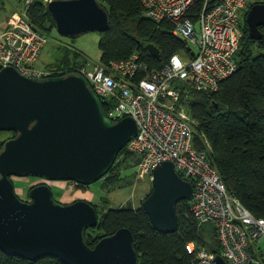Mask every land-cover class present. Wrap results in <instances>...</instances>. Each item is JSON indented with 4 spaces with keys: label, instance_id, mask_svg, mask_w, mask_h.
<instances>
[{
    "label": "water",
    "instance_id": "95a60500",
    "mask_svg": "<svg viewBox=\"0 0 264 264\" xmlns=\"http://www.w3.org/2000/svg\"><path fill=\"white\" fill-rule=\"evenodd\" d=\"M48 11L57 31L67 37L102 33L110 26L108 10L99 0H53ZM246 23L251 38L261 40L263 2L250 8ZM148 48L160 55L155 44ZM1 131L17 133L0 151V248L5 253L32 261L53 256L65 264H137L134 234L128 227L103 237L94 247L87 243L88 228L99 222L90 201L60 202L46 183L34 186L31 200H24L13 181L14 176H29L86 186L102 179L137 135L134 118H111L85 76L36 78L7 66L0 69ZM152 182L142 208L155 230L176 232L177 203L193 198V183L171 161L154 169ZM214 264L228 263L216 255Z\"/></svg>",
    "mask_w": 264,
    "mask_h": 264
},
{
    "label": "built area",
    "instance_id": "2783aa9c",
    "mask_svg": "<svg viewBox=\"0 0 264 264\" xmlns=\"http://www.w3.org/2000/svg\"><path fill=\"white\" fill-rule=\"evenodd\" d=\"M23 1L25 10L7 19L8 27L0 29V69L13 66L36 78L85 76L102 100L111 102V118L131 116L136 121L138 133L128 142L127 150L139 158V171L152 177L161 163L173 162L177 172L193 183V215L201 223H214L226 262L264 264V218L255 216L229 192L210 160L207 140L203 138L204 148L196 146L195 120L180 110L185 85L218 91L222 81L237 71V52L243 39L240 11L250 9L257 0H220L195 22L185 17L195 0H143L145 15L155 21H171L174 34L187 41L190 51L174 54L161 69L140 64V56L134 55L74 71L36 67L48 37L27 19V9L35 0ZM37 1L48 8L53 0ZM187 249L195 254L192 264H214V252L194 242Z\"/></svg>",
    "mask_w": 264,
    "mask_h": 264
},
{
    "label": "trees",
    "instance_id": "16d2710c",
    "mask_svg": "<svg viewBox=\"0 0 264 264\" xmlns=\"http://www.w3.org/2000/svg\"><path fill=\"white\" fill-rule=\"evenodd\" d=\"M99 1L107 8L110 16V26L101 33L99 43L101 63L109 65L113 61L128 60L139 55L140 64L161 69L171 61L174 54L189 51L191 46L174 34L171 21H155L145 15L143 0ZM219 1L195 0L185 17L195 22L201 13L212 9ZM256 2L264 3V0ZM248 9L240 11L243 39L237 52V71L222 81L218 91L206 92L185 85L181 103L183 101L195 120L196 146L204 148L203 138L207 140L210 160L218 169L229 192L238 197L255 216L264 218V36L261 40L251 38L246 23ZM27 19L36 30L47 35L56 29L48 8L40 1L35 0L30 4ZM260 29L264 33V27ZM149 44L159 48V56L150 52ZM62 61L69 66L60 65L55 68L74 71L90 63L89 58L79 50H68ZM143 72L142 69L140 74ZM103 104L108 114L112 104L107 100ZM16 135V131H1L0 151L4 143ZM138 163L139 158L125 147L104 178L115 183L121 173L117 170L136 168ZM191 205V200L177 203L179 225L173 233L155 230L142 206L110 208L99 216L96 227L88 228L86 241L94 247L103 237L128 227L134 234L137 264H192L195 254L187 249L191 242L221 255V244L214 223H201L193 215ZM0 264L65 263L53 256L32 261L9 255L0 248Z\"/></svg>",
    "mask_w": 264,
    "mask_h": 264
},
{
    "label": "rangeland",
    "instance_id": "374dc122",
    "mask_svg": "<svg viewBox=\"0 0 264 264\" xmlns=\"http://www.w3.org/2000/svg\"><path fill=\"white\" fill-rule=\"evenodd\" d=\"M23 0H0V29L8 27V20L14 14H21L25 10ZM11 27V25H10ZM48 41L42 49L36 62V67H59L69 66L62 61L68 50H79L89 58V66L93 67L101 61L102 51L100 49L101 32L91 31L78 37L72 38L61 35L57 29L52 30L48 35ZM180 110L191 117L183 105ZM205 147V146H204ZM115 171V170H114ZM120 176L115 183L108 182L102 178L90 185H80L73 181H50L37 177L14 176L16 192L22 199L29 198L30 188L46 183L54 190V197L63 203H70L78 199L91 200L96 207L99 216L110 208H118L123 205H132L135 208L142 206L143 200L149 196L153 189L152 177L150 174H142L136 167L117 170ZM114 174H110L112 176Z\"/></svg>",
    "mask_w": 264,
    "mask_h": 264
},
{
    "label": "clouds",
    "instance_id": "9594fccd",
    "mask_svg": "<svg viewBox=\"0 0 264 264\" xmlns=\"http://www.w3.org/2000/svg\"><path fill=\"white\" fill-rule=\"evenodd\" d=\"M184 40V39H183ZM189 51H190V49H189ZM173 63L175 64V65H179V60L177 59V58H173ZM103 101V100H102ZM109 115V114H108ZM127 147V146H126ZM37 178H39V177H37ZM77 183V182H76ZM78 184V183H77ZM54 191V190H53ZM56 199V198H55ZM57 200V199H56Z\"/></svg>",
    "mask_w": 264,
    "mask_h": 264
},
{
    "label": "flooded vegetation",
    "instance_id": "af4514ba",
    "mask_svg": "<svg viewBox=\"0 0 264 264\" xmlns=\"http://www.w3.org/2000/svg\"><path fill=\"white\" fill-rule=\"evenodd\" d=\"M257 3H259V2H257ZM32 189V187L30 188V190ZM30 190H29V192H30ZM24 200H31L30 198H28V199H24Z\"/></svg>",
    "mask_w": 264,
    "mask_h": 264
},
{
    "label": "crops",
    "instance_id": "0c3cea01",
    "mask_svg": "<svg viewBox=\"0 0 264 264\" xmlns=\"http://www.w3.org/2000/svg\"><path fill=\"white\" fill-rule=\"evenodd\" d=\"M88 201H91V200H88Z\"/></svg>",
    "mask_w": 264,
    "mask_h": 264
}]
</instances>
